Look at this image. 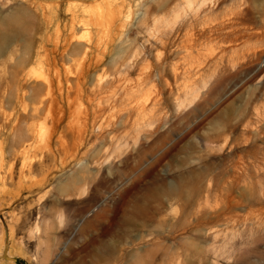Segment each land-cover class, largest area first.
<instances>
[{
    "label": "rangeland",
    "instance_id": "obj_1",
    "mask_svg": "<svg viewBox=\"0 0 264 264\" xmlns=\"http://www.w3.org/2000/svg\"><path fill=\"white\" fill-rule=\"evenodd\" d=\"M0 264H264V0H0Z\"/></svg>",
    "mask_w": 264,
    "mask_h": 264
},
{
    "label": "bare ground",
    "instance_id": "obj_2",
    "mask_svg": "<svg viewBox=\"0 0 264 264\" xmlns=\"http://www.w3.org/2000/svg\"><path fill=\"white\" fill-rule=\"evenodd\" d=\"M206 2V1H205ZM202 3V2H201Z\"/></svg>",
    "mask_w": 264,
    "mask_h": 264
}]
</instances>
